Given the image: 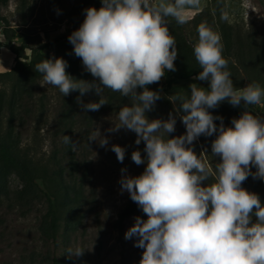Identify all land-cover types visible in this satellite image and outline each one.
I'll return each instance as SVG.
<instances>
[{"label": "clouds", "instance_id": "obj_1", "mask_svg": "<svg viewBox=\"0 0 264 264\" xmlns=\"http://www.w3.org/2000/svg\"><path fill=\"white\" fill-rule=\"evenodd\" d=\"M196 3L101 0L99 9L84 10L83 22L68 36L74 54L95 79L71 77L63 58L43 59L34 67L42 75V87L53 86L62 96L79 92L77 104L85 112L108 104L105 89L132 101L120 107L107 132L125 129L136 134V145L144 143L145 156L139 150L131 153L136 165H146L142 174L128 176L121 169L119 180L121 191L126 190L146 215L135 217L124 234L125 239L136 237L134 247L143 249L140 264H264V204L256 193L241 187L249 176L264 180V118L248 110L264 103V88L259 83L234 87L219 33L202 24L193 45L201 69L193 79L207 81L208 88L192 83L187 97L169 96L179 107L166 120L146 116L161 98L160 91L148 86L159 83L165 70L176 71L178 51L166 18L182 24L184 6ZM89 92L98 101L83 103L81 98ZM225 100L244 108L231 127L209 111ZM177 115L185 133L169 137ZM213 134L209 162L191 146L200 136ZM87 140L108 145L99 128ZM64 142L72 148L78 145L68 136ZM111 150L123 162L125 148L114 144ZM83 252L80 248L70 254Z\"/></svg>", "mask_w": 264, "mask_h": 264}, {"label": "rangeland", "instance_id": "obj_2", "mask_svg": "<svg viewBox=\"0 0 264 264\" xmlns=\"http://www.w3.org/2000/svg\"><path fill=\"white\" fill-rule=\"evenodd\" d=\"M216 1L222 8L217 17L214 0H198L194 5L184 6L181 14L190 39H196V31L202 24L208 25L222 37L219 24L226 20L232 27L241 28L243 33L249 30L261 34L264 32V0ZM156 2L159 3L160 0ZM163 2L170 3L172 0ZM101 6V0H7L5 3L0 0V17L8 21L11 28L9 33L13 35L12 43L18 45L22 40H27L31 45L37 46L56 37L69 36L81 25L73 28L71 16H77L83 21V8L99 9ZM208 13L214 15L215 24L209 20ZM3 26L4 20L0 18L2 42L6 41L2 34ZM72 56L81 59L74 53ZM29 57L28 49L21 58H17L5 47L0 50V93L4 94L5 101L11 99L12 102L13 98L11 138L13 136L15 139L19 155L35 163H44L54 155L75 159V162L71 160L67 165L68 174L75 175V180L82 174L84 199L79 220L70 223L64 240L59 237L54 242L46 235L47 225L43 223L46 211L44 197L39 191L27 188L15 173H10L6 179V194L0 197V264H46L47 259L58 256L63 251L69 255L71 264H140L143 249L134 247L136 237L125 239L124 234L134 224L135 217L146 219V215L140 212L119 222V212L129 198L126 190L121 191L119 180L122 176L121 169H126L128 176H139L144 171L145 164L136 165L131 160V153L135 150H139L142 157L146 155L143 141L136 145V134L125 129L107 132L115 122L120 107H123L113 99L112 91L108 93L105 89L103 96L107 98L108 104L93 115L77 104V97L80 95L77 93L71 104L73 110L65 114L64 98L57 88L50 85L42 87V80L37 87L26 81L15 84L12 69H24ZM7 72L10 75H5ZM240 76L245 78L246 74L240 71ZM167 77L168 70H165L161 83ZM193 78L192 83L200 85V81ZM243 84L246 86L249 83L244 80ZM175 95L188 96L184 90H179ZM94 97L95 94L89 92L81 99L87 104L93 102ZM178 103L173 105L170 100L169 103L156 101L153 110L146 112V116L149 120H166L169 113L179 107ZM4 106L0 118L1 132L8 128L6 105ZM62 114L66 118L64 121L61 120ZM95 128H99L101 135L108 137L106 147L87 140ZM184 133L185 126L177 115L175 132L170 133L169 137ZM64 136L70 137L78 145L72 148L64 142ZM114 144L125 148L123 162L118 161L111 150V145ZM191 147L198 155L206 156L212 162L211 147L200 138ZM83 159L85 167L81 169L78 163ZM214 160L219 162V157ZM241 187L256 193L264 204V180L252 178L248 185ZM80 248H84L82 255L70 254Z\"/></svg>", "mask_w": 264, "mask_h": 264}, {"label": "trees", "instance_id": "obj_3", "mask_svg": "<svg viewBox=\"0 0 264 264\" xmlns=\"http://www.w3.org/2000/svg\"><path fill=\"white\" fill-rule=\"evenodd\" d=\"M7 0H1L5 3ZM215 15H220L222 8L218 1L214 0ZM88 4V1H85ZM91 6V5H90ZM96 6V5H93ZM86 8L81 12L85 15ZM242 13V12H241ZM225 14L224 12L222 13ZM210 21L214 23V15L208 13ZM4 20L2 34L6 41H0V50L2 47L10 50L17 58H21L25 54V50H30L28 64L24 69L14 67L12 75L14 83L19 84L24 81L32 86L38 85L42 80V75L35 70V65L43 59L63 58L67 62L66 72L75 79H83L93 81L95 78L87 72L82 64V60L73 57V46L68 41V35L56 37L48 42L33 46L27 40H22L20 44L15 45L11 41V28L8 21ZM82 19L77 16L70 17V23L73 28L78 27L82 23ZM170 34L175 38L178 55L174 61L176 71H168L167 79L161 83H154L148 86L152 91H160L161 98L158 100L162 103H169L168 97L175 95L179 90H184L188 95L190 93L189 85L192 84V78L195 77L201 70L193 53V45L198 40V32L196 39H190L186 33L184 23H177L173 17L166 20ZM220 31L222 34L223 56L228 60V69L231 72L234 87H245L243 81L248 83H259L264 88V32L255 33L253 30L243 33L238 26L232 27L226 21L220 22ZM240 71L246 74L245 78L240 76ZM5 75H10L9 72ZM208 88L207 81H200V85ZM140 91V89H138ZM110 93L111 90L107 89ZM77 91L71 92L67 96H63L64 113L73 110L71 104L76 97ZM113 99H116L120 105L124 106L130 103V99L122 97L118 92H112ZM99 97L95 95L93 102L98 101ZM4 105H6V116L8 128L5 132L0 131V197L6 194V179L10 173H15L30 190L39 191L46 202V211L43 215V223L47 225L46 235L57 242L59 237L64 240L65 232L69 228L70 223L78 221L82 213L83 194V177L79 174V179L75 180L74 176L68 174L67 165L75 159L61 158L57 155L49 157L44 163H35L31 159L21 157L15 145V139L11 138L10 124L13 118V98L5 101L4 94L0 93V118L3 113ZM179 106V103H178ZM244 110L243 106L236 108L231 106L227 100L222 102L217 108L209 109L214 116L223 117V123L226 127H231L233 118H238ZM254 115L264 118V103L261 105L252 106L248 109ZM93 115L95 111H87ZM61 120L64 121L65 115H61ZM219 125L220 121H214ZM215 135L211 136V140L215 139ZM204 144L211 147V141L208 137H199ZM79 168L85 167L84 159L79 160ZM255 167L252 171L255 172ZM76 178V176H75ZM249 176L242 185H248L252 180ZM143 212L142 209L131 200L130 196L122 210L119 212V222H123L126 218ZM122 225L120 224V228ZM46 264H71L69 255L62 252L58 256H52L47 259Z\"/></svg>", "mask_w": 264, "mask_h": 264}]
</instances>
